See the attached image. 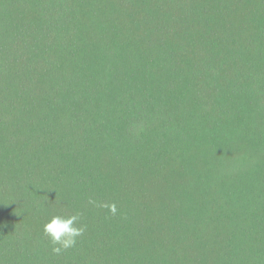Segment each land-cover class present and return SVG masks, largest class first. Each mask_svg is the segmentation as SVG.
Here are the masks:
<instances>
[{
    "label": "trees",
    "instance_id": "16d2710c",
    "mask_svg": "<svg viewBox=\"0 0 264 264\" xmlns=\"http://www.w3.org/2000/svg\"><path fill=\"white\" fill-rule=\"evenodd\" d=\"M0 264H264V0H0Z\"/></svg>",
    "mask_w": 264,
    "mask_h": 264
},
{
    "label": "clouds",
    "instance_id": "9594fccd",
    "mask_svg": "<svg viewBox=\"0 0 264 264\" xmlns=\"http://www.w3.org/2000/svg\"><path fill=\"white\" fill-rule=\"evenodd\" d=\"M91 202V201H90ZM108 208L112 215H116L117 207L115 203L102 205ZM79 220V214L71 216H53L43 226V232L50 238L51 243L59 245L53 247V252L60 253L62 250L74 247L77 237L83 234L84 228L76 227L75 224Z\"/></svg>",
    "mask_w": 264,
    "mask_h": 264
}]
</instances>
